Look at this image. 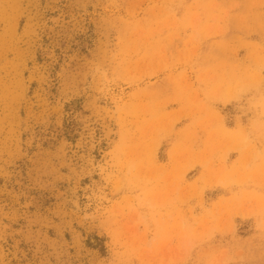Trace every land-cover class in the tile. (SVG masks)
I'll use <instances>...</instances> for the list:
<instances>
[{"label": "rangeland", "instance_id": "rangeland-1", "mask_svg": "<svg viewBox=\"0 0 264 264\" xmlns=\"http://www.w3.org/2000/svg\"><path fill=\"white\" fill-rule=\"evenodd\" d=\"M0 229V264H264V0H0Z\"/></svg>", "mask_w": 264, "mask_h": 264}, {"label": "bare ground", "instance_id": "bare-ground-1", "mask_svg": "<svg viewBox=\"0 0 264 264\" xmlns=\"http://www.w3.org/2000/svg\"><path fill=\"white\" fill-rule=\"evenodd\" d=\"M20 170V169H19ZM22 177H24V175H22ZM26 179V178H25ZM25 182V181H24ZM26 183V182H25ZM39 201H44V196L43 195H39ZM38 202V201H37ZM2 230V229H0Z\"/></svg>", "mask_w": 264, "mask_h": 264}]
</instances>
